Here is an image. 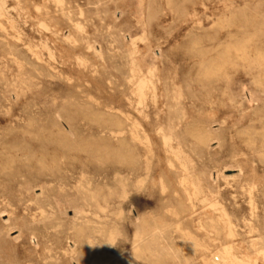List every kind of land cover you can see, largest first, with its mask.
Masks as SVG:
<instances>
[{
  "label": "rangeland",
  "instance_id": "1",
  "mask_svg": "<svg viewBox=\"0 0 264 264\" xmlns=\"http://www.w3.org/2000/svg\"><path fill=\"white\" fill-rule=\"evenodd\" d=\"M0 199V264H264V0H0Z\"/></svg>",
  "mask_w": 264,
  "mask_h": 264
},
{
  "label": "bare ground",
  "instance_id": "2",
  "mask_svg": "<svg viewBox=\"0 0 264 264\" xmlns=\"http://www.w3.org/2000/svg\"><path fill=\"white\" fill-rule=\"evenodd\" d=\"M132 69V68H131ZM134 77H136V76H134ZM131 78V77H130ZM160 81V80H159ZM158 82V81H157ZM147 83V82H146ZM136 84V83H135ZM134 84V85H135ZM162 84V83H161ZM151 86V85H150ZM163 86V85H162ZM245 86V85H244ZM160 87H161V85H160ZM243 89V88H242ZM159 91V90H158ZM153 92V91H152ZM160 92V91H159ZM158 92V93H159ZM127 95V94H126ZM248 95V94H247ZM157 96H158V94H157ZM154 97V96H153ZM126 99H127V97H125ZM129 98H131V97H129ZM136 98V97H135ZM159 99V98H158ZM135 100V99H134ZM139 100V99H138ZM136 101V100H135ZM159 102V101H158ZM255 102V101H254ZM164 104V103H163ZM249 104V103H248ZM250 106V105H249ZM130 109V108H129ZM165 109V108H164ZM186 109H188V108H186ZM190 109V108H189ZM159 110V109H158ZM166 111V110H165ZM125 112V111H124ZM130 112V111H129ZM135 112V111H134ZM190 112V111H189ZM132 113V112H131ZM153 113V112H152ZM155 113V112H154ZM133 114V113H132ZM187 114H190V113H187ZM161 116V115H160ZM123 117V116H122ZM137 117V116H136ZM164 117V116H163ZM162 117V118H163ZM120 118V117H119ZM160 118V117H159ZM123 120V119H122ZM140 120V119H139ZM141 121V120H140ZM165 121V120H164ZM124 122V121H123ZM129 122V121H128ZM139 123V122H138ZM160 123V122H159ZM176 123H178V122H176ZM163 124V123H162ZM166 124V123H165ZM142 125V124H141ZM181 125V124H180ZM183 125V124H182ZM145 126V125H144ZM146 127H148V126H146ZM141 128V127H140ZM148 129V128H147ZM128 131V130H127ZM146 133H148V131L146 132ZM186 133L189 135V136H191L193 139H194V144L196 145V146H198V145H203V144H206L207 142H208V140H209V135H207L203 130H201V129H187L186 130ZM128 137V136H127ZM126 137V138H127ZM147 137H148V135H147ZM46 139V138H45ZM148 139H149V137H148ZM153 139V138H152ZM161 139V138H160ZM151 140V139H150ZM157 140V139H156ZM170 138H168V137H165V136H163V143H164V145H165V147L167 148V150H169V149H171V143H170ZM153 141V140H152ZM155 141V140H154ZM172 141V140H171ZM139 143V142H138ZM159 143V142H158ZM177 144H179V142H177ZM159 145V144H158ZM140 146H142V145H140ZM174 146V145H173ZM181 147V146H180ZM142 149V148H141ZM145 149V148H144ZM146 150V149H145ZM155 150V149H154ZM160 150V149H159ZM188 150V149H187ZM150 153L152 152V150L150 149V151H149ZM159 152H161V151H159ZM185 152V151H184ZM183 152V153H184ZM137 153V152H136ZM190 153V152H189ZM191 154V153H190ZM177 154H175V155H173V156H175V157H177L176 156ZM143 156H144V154H143ZM158 156V155H157ZM173 156H171V157H173ZM121 159L123 160V162L124 163H128V161L130 160V155H129V153L127 152V150L126 151H124V152H122L121 153ZM155 157H156V155H155ZM159 157V156H158ZM174 157V158H175ZM156 159V158H155ZM166 159V158H165ZM173 159V158H172ZM161 159L159 158V161H160ZM168 160V159H167ZM175 160V159H174ZM39 161V160H38ZM197 161V160H196ZM164 162V161H163ZM167 162V161H166ZM177 162V161H176ZM171 163V162H170ZM154 164H156V162L154 163ZM161 164V163H160ZM165 164V163H164ZM168 165V164H167ZM169 167V166H168ZM175 167H176V165H175ZM180 167H181V170H182V172L181 173H184V171H185V166L183 165V164H180ZM7 168H10V167H7ZM121 168V167H120ZM160 168V167H159ZM176 168H178V167H176ZM157 169V168H156ZM173 169V168H172ZM123 170H125V169H123ZM139 168H138V170H137V172H139ZM161 170V169H160ZM167 170H169V169H167ZM3 172V171H2ZM174 172H175V170H174ZM173 172V173H174ZM145 173V172H144ZM170 173H171V171H170ZM38 174V173H37ZM152 174V173H151ZM161 174V173H160ZM175 174V173H174ZM173 174V175H174ZM180 174V173H179ZM122 175V174H121ZM144 175V174H143ZM163 175V174H162ZM165 176H167V175H165ZM165 176H163V178L165 177ZM169 176H170V174H169ZM142 177V176H141ZM151 177V175L149 176V178ZM172 177V176H171ZM176 177V176H175ZM180 177V176H179ZM183 178V177H182ZM134 179V178H133ZM166 180H167V177L165 178ZM164 179V180H165ZM173 179V178H172ZM176 178H174V180H175ZM19 180V179H18ZM42 180V179H41ZM157 180H159V179H157ZM169 180H171V179H169ZM168 181V180H167ZM172 181V180H171ZM178 181V180H177ZM183 181H184V179H183ZM44 182V181H43ZM179 182V181H178ZM42 183V182H41ZM159 184H160V181L158 182ZM167 183V182H166ZM169 183V182H168ZM18 184V183H17ZM16 184V185H17ZM151 184L152 185H154L153 184V182H151ZM156 184V183H155ZM158 184V185H159ZM15 185V186H16ZM38 185V184H37ZM36 185V186H37ZM41 185V184H40ZM43 185V184H42ZM46 185V184H45ZM151 185V186H152ZM167 185V184H166ZM179 185V184H178ZM174 186V185H173ZM172 186V187H173ZM177 186V185H176ZM43 187V186H42ZM153 187H155V186H153ZM153 187H151V188H153ZM158 187V186H157ZM167 187V186H166ZM170 187V186H169ZM169 187H168V189H169ZM180 187L182 188V186L180 185ZM187 187V186H186ZM132 188V187H131ZM176 188V187H175ZM174 188V189H175ZM15 189V188H14ZM44 189V188H43ZM143 190H145V188L143 189ZM150 191V190H149ZM153 191V190H152ZM170 191V190H169ZM171 191H173V190H171ZM170 191V192H171ZM179 191V193L181 192L180 190H178ZM183 191H184V189H183ZM145 192H146V190H145ZM159 192V191H158ZM187 192V191H186ZM150 193V192H149ZM155 193H156V190H155ZM152 194V193H151ZM173 194H176V193H173ZM182 195V194H181ZM154 196V195H153ZM155 197V196H154ZM175 197V196H174ZM181 197V196H180ZM191 197V196H190ZM170 198V197H169ZM168 198V196H167V199H169ZM6 199V198H5ZM29 199V198H28ZM165 199H166V197H165ZM188 199V198H187ZM1 200V199H0ZM30 200V199H29ZM177 200V199H176ZM146 201V200H145ZM152 201V200H151ZM150 201V202H151ZM170 201V200H169ZM189 201V200H188ZM175 202V201H174ZM192 202V201H191ZM190 202V203H191ZM13 204V203H12ZM187 204V203H186ZM175 205V204H174ZM182 206V205H181ZM190 206H192V211L193 212H195L196 211V209H193V208H196V205L195 204H193V203H191V205ZM253 206V205H252ZM36 207H38V206H36ZM4 209V208H3ZM35 209V208H34ZM1 210V209H0ZM30 210V209H29ZM33 210V209H32ZM39 210V209H38ZM41 210V209H40ZM39 210V211H40ZM43 210V209H42ZM3 211V210H2ZM18 211V210H17ZM26 211V210H25ZM11 212V211H10ZM7 214H8V212H6ZM15 213V212H14ZM222 213V212H221ZM13 214V213H12ZM33 214V213H32ZM19 216V215H18ZM192 216V215H191ZM29 217H31V216H29ZM184 218V220L186 219V217H183ZM15 219V218H14ZM138 220V219H137ZM8 222V221H7ZM10 222V221H9ZM178 225V224H177ZM196 225H197V223H196ZM229 225H230V223H229ZM139 226V225H138ZM202 226V225H201ZM2 227V226H1ZM11 227V226H10ZM9 228V227H8ZM19 228V227H18ZM22 228V227H21ZM1 229V228H0ZM253 229V228H252ZM9 230V229H8ZM203 230V229H202ZM251 237V236H250ZM15 240V239H14ZM255 240V239H254ZM230 250V249H229ZM228 252V251H227ZM251 252V251H250ZM38 253V252H37ZM224 253V252H223ZM252 253V252H251ZM250 253V254H251ZM239 254V253H238ZM257 255V254H256ZM263 255V254H262ZM239 256H240V254H239ZM232 258V257H231ZM217 259V258H216ZM247 259V258H246ZM241 261V260H240ZM231 262V261H230ZM232 263V262H231ZM246 263H248V262H246Z\"/></svg>",
  "mask_w": 264,
  "mask_h": 264
}]
</instances>
